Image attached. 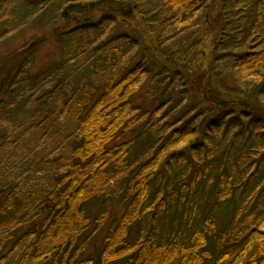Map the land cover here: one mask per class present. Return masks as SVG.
Returning a JSON list of instances; mask_svg holds the SVG:
<instances>
[{
    "label": "trees",
    "instance_id": "1",
    "mask_svg": "<svg viewBox=\"0 0 264 264\" xmlns=\"http://www.w3.org/2000/svg\"><path fill=\"white\" fill-rule=\"evenodd\" d=\"M0 9L3 34L45 20L62 50L35 74L37 50L3 59L0 119L26 101L27 129L67 132L53 139L51 180L34 171L51 162L33 151L28 190L0 199V264H264V0H0ZM143 90L149 105L136 101ZM120 197L126 213L96 260L83 258L107 219L88 204Z\"/></svg>",
    "mask_w": 264,
    "mask_h": 264
},
{
    "label": "rangeland",
    "instance_id": "2",
    "mask_svg": "<svg viewBox=\"0 0 264 264\" xmlns=\"http://www.w3.org/2000/svg\"><path fill=\"white\" fill-rule=\"evenodd\" d=\"M2 11H4V9H0V12ZM132 16L134 17L135 15L132 14ZM134 20L139 21L140 17L136 14ZM129 22L131 21H128V23ZM44 23H48V21L45 22V20H38L25 29H22V23H18L17 30L19 31H16L13 35H8L3 34L5 29L3 21H0V80H2L4 76V68H2L3 59L6 57L5 60L7 63H9V59L10 63H12V56L18 51H20L18 53H25L28 52L27 49L29 48L37 50V52H35V57L33 58L34 61H32V67L30 70L31 74L38 73L41 69L45 70L46 66L57 63L60 60L62 54L61 45L57 43L53 37V25L51 24L44 28L43 26H46ZM139 24L140 23L137 25ZM120 32H116L115 35H119ZM45 39H49V42L42 43L41 41ZM215 40L216 37L212 32L205 41L203 51L206 53L207 57H209L214 51ZM135 53H141V51H136ZM139 57V54H135L134 60H137ZM146 92L147 91L143 90L138 95L141 96L142 99L138 98L136 101H145L146 104L149 105L151 103V99L147 97ZM32 105L33 104L31 102H22L16 112H9L6 119H0V188L6 187L3 196H0L1 204L6 203L9 199H11L9 204L13 202L14 197H12L11 194L19 188V184L21 185L19 191L28 190L29 186L26 183L28 180H22L23 176H27L28 178L29 175H33L30 180L36 178L34 174L35 172L32 173V167L29 166L28 161H26L29 157H33V151L40 152L41 155L44 154L47 161L51 162V164H48L49 166L47 168L39 167L34 171H42L40 173V177H49L51 180L54 172L53 169H55L51 154L57 156L60 153V150L56 145V141L53 139L60 135L63 138L67 134L64 129H62V132L60 133L53 130L52 132H54V135L51 138L42 139L35 131V127H29L27 129L26 126H28V117L31 114L29 109ZM19 161H21V163H19ZM121 186L123 185L121 184ZM23 187L24 189H22ZM120 196H122V194ZM127 204L128 201H125L124 197L115 199L108 198L105 199L103 203L99 200H93L90 204H88L87 210L91 215L98 216L100 212H105L107 219L105 228L101 230L98 239L87 247L83 258H87L91 262L96 260L94 253H96L97 249L101 247L102 238L105 237L108 227L122 218L127 211ZM18 229H20V227L17 228V230ZM18 233L21 234L22 232L18 231ZM134 234L135 233H133L132 236H134ZM11 243L12 241L9 242V247L11 246ZM49 259L50 256L44 261L49 262Z\"/></svg>",
    "mask_w": 264,
    "mask_h": 264
}]
</instances>
